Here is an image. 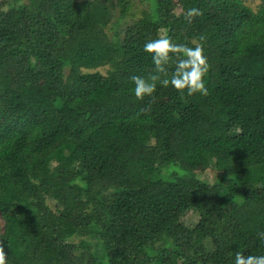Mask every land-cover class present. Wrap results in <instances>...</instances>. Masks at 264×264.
<instances>
[{"label":"trees","instance_id":"obj_1","mask_svg":"<svg viewBox=\"0 0 264 264\" xmlns=\"http://www.w3.org/2000/svg\"><path fill=\"white\" fill-rule=\"evenodd\" d=\"M145 1L144 17L118 32L119 18L121 37L108 39L112 0H0V243L9 264L264 255V0ZM193 7L203 15L189 22ZM164 33L203 44L207 96L158 86L135 98L130 77L154 67L143 45ZM109 65L106 76L94 72ZM220 162L212 183L200 178Z\"/></svg>","mask_w":264,"mask_h":264},{"label":"clouds","instance_id":"obj_2","mask_svg":"<svg viewBox=\"0 0 264 264\" xmlns=\"http://www.w3.org/2000/svg\"><path fill=\"white\" fill-rule=\"evenodd\" d=\"M186 20L202 16L203 12L198 8H189L183 13ZM200 41L204 37L201 36ZM144 53L151 56L153 70L147 76L134 75L130 77L134 85L133 94L137 100L145 97H153L157 87H171L181 95L185 92L188 96L200 94L208 95L204 77L209 65L204 54L203 44L193 41V46L179 44L166 34H161L154 39H149L143 45ZM174 64V68L169 70V65ZM258 239L264 243V231L257 234ZM0 264H9L4 246L0 243ZM234 264H264V255H244L238 250L234 253Z\"/></svg>","mask_w":264,"mask_h":264},{"label":"rangeland","instance_id":"obj_3","mask_svg":"<svg viewBox=\"0 0 264 264\" xmlns=\"http://www.w3.org/2000/svg\"><path fill=\"white\" fill-rule=\"evenodd\" d=\"M3 1V0H2ZM83 1V0H80ZM263 0H250L248 4H251L253 7H257L260 5V3ZM24 4L28 3V0H22ZM145 0H112V9H111V22L107 25L106 30H105V35L107 36L108 39H112L114 36L121 37L118 33H115L112 29L115 28L116 22H118V19L121 18L120 25H119V30L118 32L122 31L126 25H130L134 23L135 20L144 17V15L149 11L148 3ZM127 4V11L124 13V16H121V8L123 5ZM175 7V12L174 15L178 16L181 13V8L179 7V3L175 1L174 3ZM111 70L110 65L105 66L99 69H96L94 72H98L104 76L108 74V72ZM175 142H173V147H175ZM221 148L217 149V154H221L220 156H223V154L220 152ZM223 150V148H222ZM218 168L215 169H209L208 171L204 172L203 174L199 172L200 178H203L205 181H208L209 183H212L214 181V178L220 174L223 173L222 171V164L221 162L217 165ZM236 202L239 205H242V200L240 197H237ZM185 199H178V201L175 204V207L173 209L174 213L180 214L181 208L183 207V202ZM46 205L49 207L54 206V200H51L50 198H46ZM34 208H32L29 212H33ZM1 213V210H0ZM186 216V215H185ZM1 217V214H0ZM183 222L187 226H193L196 223V217L192 214L187 215L186 217L183 218ZM3 230V222L0 219V233ZM92 245V243H91ZM93 246V245H92ZM204 255L203 258H207L206 252L202 253ZM87 257V255H86Z\"/></svg>","mask_w":264,"mask_h":264}]
</instances>
